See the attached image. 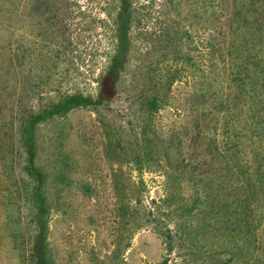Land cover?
I'll use <instances>...</instances> for the list:
<instances>
[{
	"label": "rangeland",
	"instance_id": "1",
	"mask_svg": "<svg viewBox=\"0 0 264 264\" xmlns=\"http://www.w3.org/2000/svg\"><path fill=\"white\" fill-rule=\"evenodd\" d=\"M104 1L19 0V18L10 19L0 12V49L10 45L18 66L16 71L0 72V83L7 87L1 101L6 108L3 115H10L18 96L29 106L37 105L41 97L55 96L58 90L48 85L38 87V81L52 64L53 51L62 37L70 42L61 46L60 70L68 73L57 87L62 92L78 88L96 95V78L108 62L105 51L112 45L99 23L107 18ZM218 2L213 0L216 9ZM3 3L0 0V6ZM134 5L138 6L145 35L134 41L115 99L99 111L77 109L40 131L44 163L58 150L72 157L73 183L62 192L59 208L49 223L57 264H158L167 257L168 264L196 263L194 254L182 247L178 238L173 251L167 250V230L174 236L177 232L172 215L161 201L168 186L165 161L160 167L139 171L133 162L109 156L107 142L110 129L123 136V145L132 139L141 94L148 88L146 76L159 63L157 69L178 70L181 77L172 87L168 104L156 114V126L164 136L177 133L188 145L193 118L203 109L200 92L210 91L213 102V93L219 101L229 91L221 56L228 31L226 15L221 12L219 23L214 25L212 9H203L200 0H134ZM172 41L174 47L190 52L201 68L164 60ZM206 107L213 109L212 105ZM61 125L66 133L62 144L57 139ZM21 159L11 162L10 156L0 154V264H30V233L26 231L29 210L13 185L24 175L19 167ZM184 194L189 196V187L184 188ZM15 234L19 237L14 241Z\"/></svg>",
	"mask_w": 264,
	"mask_h": 264
},
{
	"label": "trees",
	"instance_id": "2",
	"mask_svg": "<svg viewBox=\"0 0 264 264\" xmlns=\"http://www.w3.org/2000/svg\"><path fill=\"white\" fill-rule=\"evenodd\" d=\"M2 1L0 12L10 19L19 18V0ZM218 1L216 9L213 0H200L203 9H212L214 25L219 23L221 12L226 15L228 31L221 56L227 70V94L218 101L217 93H213L212 102L210 91L200 92L203 109L195 114L189 143L184 145L180 135L172 132L164 136L155 123L156 114L168 104L172 87L181 77L178 70L157 69V63L146 76L148 88L141 94L139 121L132 129V139L123 145V136L110 129L107 152L118 161L133 162L139 171L160 167L165 161L168 186L161 201L172 215L177 232L174 236L169 229L165 234L169 253L178 238L182 247L194 254L195 264H264V0ZM104 2L107 18L99 23L112 45L105 51L108 62L96 78V95L78 88L62 92L57 87L68 73L60 70L64 53L61 46L70 42L64 37L53 51L52 64L38 81V87L48 85L58 90L55 96L41 97L35 106L25 105L18 96L10 115L5 116L1 101L7 87L0 83V154L10 156L11 162L22 158L19 167L24 175L13 185L29 210L26 231L30 233V264H57L49 223L59 208L62 192L73 183L69 154L55 151L44 163L42 126L66 119L77 109L99 111L110 104L118 93L134 41L145 35L134 0ZM53 25L51 21L49 26ZM170 49L164 53V60L201 68L190 52L174 47L173 41ZM0 63L2 75L18 69L8 44L1 46ZM65 134L62 126L57 132L60 144ZM188 187L190 194L186 197L184 188ZM18 237L15 234L14 241ZM168 261L167 257L158 264Z\"/></svg>",
	"mask_w": 264,
	"mask_h": 264
}]
</instances>
